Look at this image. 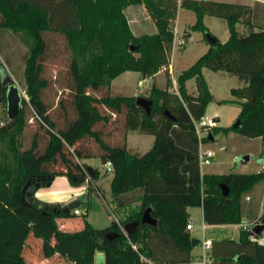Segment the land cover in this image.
<instances>
[{
  "label": "trees",
  "instance_id": "obj_1",
  "mask_svg": "<svg viewBox=\"0 0 264 264\" xmlns=\"http://www.w3.org/2000/svg\"><path fill=\"white\" fill-rule=\"evenodd\" d=\"M141 3L153 19L156 32H133L125 9ZM180 4L195 12L193 30L202 31L206 37L209 30L204 17L212 15L227 21L229 37L209 45L178 74L177 91L171 90L170 74L166 87L152 86L150 93L142 96L152 101L148 113L137 103V96L112 93L111 81L128 70L140 72L143 78L151 77L168 65L178 0H0V28L21 31L30 40L25 67L29 101L23 98L16 117L0 125V264H28L23 252L31 235L42 238L46 258L61 253L73 264H95L97 252L104 253L105 264H149L140 259L139 252L158 262H186L193 248L192 234L187 229L188 207L201 206L208 224L242 222L243 198L264 182V170L203 174L194 122L205 116L208 103L215 100L203 69L227 71L242 83L231 88V99L224 100L240 106L239 122L215 130L260 137L264 142V15L260 16L264 3L256 2L250 7L215 0H181ZM260 17L263 21L258 23ZM240 23L246 24L245 31L239 28ZM52 31L63 34L71 50L68 82L62 90L70 93L74 116L67 117L63 127H57L51 106L43 97L51 84L44 76V61L47 32ZM192 78L202 85L197 93L187 87ZM0 88L7 101L1 83ZM103 88L108 91L103 93ZM65 102L61 97L58 103L67 114ZM28 108L41 126H48L43 147L37 133L28 147H22ZM110 114L123 116L127 131L154 135L152 146L144 153L133 152L128 148L127 135L123 142L106 139L104 126ZM100 123L104 126L98 127ZM89 138L100 148V161L112 162L110 187L116 208L139 202L127 217L118 218L119 222L125 225L140 220L146 207L153 208L157 226L139 223L128 235L137 250L115 219L108 227L97 228L85 212L81 228L64 230L66 218L77 215L73 209L65 213V206L39 200L35 193L30 195L29 206L22 202L21 191L28 179L40 182L41 187L48 182L42 176L65 175L74 185L82 184L88 177L89 165L79 159L92 157V153L81 144ZM208 138L203 140L207 142ZM98 176L94 168L92 178ZM222 183L229 187L228 195L223 194ZM54 207L60 211L46 212ZM57 219H63L60 225ZM48 228L53 240L42 235V230ZM108 231L118 234L108 238ZM257 237L243 229L239 240L227 239L219 244L213 239L212 249L237 264H264V243ZM58 239L65 243L60 250L56 246ZM212 259L211 264H222L213 256Z\"/></svg>",
  "mask_w": 264,
  "mask_h": 264
},
{
  "label": "rangeland",
  "instance_id": "obj_2",
  "mask_svg": "<svg viewBox=\"0 0 264 264\" xmlns=\"http://www.w3.org/2000/svg\"><path fill=\"white\" fill-rule=\"evenodd\" d=\"M180 3L181 0H178L176 16L172 21L173 30L175 31L176 27L178 29L176 34L177 38L174 41V43L176 42L177 44L175 48L173 47L174 45H172L170 62L168 65L161 68V73L153 76L155 85L164 88L167 85V78L170 74L173 83L171 88L172 91H177L178 74L192 65L209 48V43L204 33L199 30H193L194 24L196 23L195 12L181 6ZM254 4L250 7H253ZM180 6L182 8L179 13ZM125 13L128 21H131H129V23L135 34L152 33L154 27H156L147 8L142 3L127 6ZM261 15H264V13L260 14V16ZM137 19H139V21L141 19L143 22L145 27L142 29L145 32L137 30ZM258 20V23H261L263 17H260ZM204 22L206 26H210L211 30L208 26L207 27L211 34L217 36L222 42L227 40L225 36L229 35V27L225 19L209 15L205 17ZM239 28L245 31L247 26L246 24L240 23ZM47 39L48 50L44 61V76L50 80L51 84L43 91V97L51 106L50 113L52 118L57 121V127H63L67 117L71 118L74 116L70 93L68 89L62 90V87L68 82L71 50L64 35L59 32H47ZM179 39H184L186 43L179 45ZM29 41L28 36L21 31L16 32L10 29L0 28V59L4 65V70L11 74L15 84L20 88L23 98L26 99V101H29V96L26 92L25 78L26 56L29 51ZM136 56H138L137 53ZM166 69H168L169 73ZM137 74L138 72L135 70H128L119 74L114 78V84L110 85V91L115 94L133 95L137 97L147 96L150 93V84L142 82L141 80L138 81ZM203 75L210 92L222 101L213 100L208 103L205 117L207 119L213 118L215 124L213 126L205 125L200 128L203 138L211 135L213 136L212 139L208 138V141L204 142V147L214 151L212 162L202 166V172L204 174H223L230 172L253 173L258 171L264 163V142L261 138H249L235 131L224 133L222 130H215L218 126H232L237 121L240 106L225 102L224 100L228 98L231 99V88L240 87L242 83L235 75L227 71H214L205 68ZM188 85L189 90L195 93L202 88L201 83L195 78H192L188 82ZM102 90H104L103 93L108 91L105 88ZM61 97L66 99L65 106L68 110L67 114L65 113L64 107L58 103ZM101 110L102 112L109 113L104 108H101ZM110 116V121L105 124V126L103 123L98 125V127L104 126L106 139L109 141L115 140V142H123L124 137L127 135V144L131 151L143 153L150 148V143L152 144L154 141V135L139 133L138 131H127L124 126L123 116L115 114H110ZM217 116L219 117L218 119L216 118ZM7 120V101L3 97V92L0 88V125ZM216 121L218 124H216ZM46 127L48 126H41L39 118L32 109L28 108V124L21 136L22 147H28L36 133L39 134L40 146L43 147L47 138ZM81 147L84 148L86 152L92 153V157L79 159L80 162L98 169L99 176L97 178L93 179L92 177H87L82 184L76 186L70 182L67 176L58 175L50 185L41 186L39 188L44 189L47 194L60 197L61 199L70 194L72 186L77 187L76 189L78 190H84L86 193L85 199L80 200V197H77L74 200L80 201V205L77 207L83 210L84 213H87L86 218L94 227L105 228L111 224L115 217L119 219L127 217L132 211L131 208L138 204L134 202L125 210L123 208L117 209L110 187L112 173L106 171L104 164L100 161L98 156L100 148L98 144L95 143L93 139L89 138L82 142ZM246 156H249L247 161L245 159ZM263 191L264 182H260L256 186V192L248 193L251 197L250 201H247L245 197L243 198V205L245 207L251 205L248 211L245 210L244 216L246 219L244 220L253 221L254 219L251 220L253 216L255 217L257 216L256 214L259 213L260 215L258 217H260L264 213ZM82 203H85L87 207L81 208ZM74 208L75 207H73V209ZM189 210L191 219L194 221L195 225V229L191 231V234L192 236L201 238L203 237L202 224L204 221L202 207H190ZM84 213L77 214L75 217L66 218L65 223H68V228L65 227L63 229L75 230L81 228L83 225ZM239 224L236 227H210L206 230V235L218 241L219 244L221 242L226 243L227 239L237 237L243 230L242 226ZM45 234L47 238L53 240V236L50 235V228L45 231ZM32 236L33 235L30 236V239H33ZM224 239L226 241H224ZM42 244L43 242L34 243L32 246L30 245V248L29 245L26 247L23 253L27 256L26 259L29 261L28 264H73L61 253L46 258L43 254ZM63 245H65V243L58 239L56 246L59 250ZM201 253V245L192 248L193 255H200ZM211 254L219 263L237 264L232 258H228L227 260L226 257H223L225 255L222 256V253H217L216 249H212ZM95 264H105L103 252H97Z\"/></svg>",
  "mask_w": 264,
  "mask_h": 264
},
{
  "label": "water",
  "instance_id": "obj_3",
  "mask_svg": "<svg viewBox=\"0 0 264 264\" xmlns=\"http://www.w3.org/2000/svg\"><path fill=\"white\" fill-rule=\"evenodd\" d=\"M206 38L207 41L209 43V45L213 44L214 42H216V40H218V37H216L215 35L207 32L206 33ZM0 77H1V84L2 86L6 89V96H7V115L9 119H13L16 117V115L18 114L20 108H21V104H22V99H23V95L21 93L20 88L15 84L14 79L12 78L11 74L6 72L4 70V65L2 63V60L0 59ZM137 103L139 105H141L148 113L151 110V104L152 101L149 99H146L144 97L138 96L137 97ZM238 120L235 122L234 126H236L238 124ZM210 139L213 138V136H209ZM246 160L249 159V156L245 157ZM88 171L91 173V175H94V168L92 166H88L87 167ZM42 179L45 180L47 179V185L51 184V181H53L55 179V175L50 174L48 176H42ZM74 181H76V179H73ZM45 185V184H43ZM40 187V182H35L32 183L31 179H28L27 182L25 183V185L22 188V202L25 205H30L29 202V198L30 195L32 193H35L37 191V189ZM221 188H222V192L224 195H228L229 194V187L225 184L222 183L221 184ZM83 199V195L80 196V200ZM80 205V201H73L72 203L66 205L65 207L62 208V211L65 213H69L71 211V209H73V207H77ZM81 208H86V204L82 203L81 204ZM152 206H148L145 208V210L143 211L142 217L140 220L135 219L132 221L127 222L124 227L125 230L128 233H131L136 226L141 223V224H149V225H153V226H157L158 224V220L157 218L153 217L152 215ZM48 211H46L47 213L49 212H59L60 209H58L57 207L54 208H48ZM262 221L264 222V213L261 215ZM263 228V224L260 223L258 224L255 229H254V233L253 234H260V232L262 231ZM118 234V232L115 231H108L106 233V236L108 238H112L114 236H116ZM192 240V247H196L199 242H200V238L196 237V236H192L191 238Z\"/></svg>",
  "mask_w": 264,
  "mask_h": 264
},
{
  "label": "built area",
  "instance_id": "obj_4",
  "mask_svg": "<svg viewBox=\"0 0 264 264\" xmlns=\"http://www.w3.org/2000/svg\"><path fill=\"white\" fill-rule=\"evenodd\" d=\"M177 32H178V29L176 27L175 31H174V41L177 38V36H176ZM178 41H179V43H178L179 45H183V44L186 43V41L184 39H179ZM176 44H177L176 42L175 43L173 42V45H174L173 47L174 48H175ZM214 124H215V121H213V118H208L207 119L205 116L202 117L201 120L194 122L196 133H197V137H198V142H199L198 161H199L200 169H202V166L210 164L212 162V158L214 157V151L212 149H210V148H205L204 147V142L205 141L203 140V137L201 135L200 128L205 126V125L213 126ZM104 166L106 168V171H108V172L112 171L113 165H112L111 161H107L104 164ZM261 169L264 170V163L262 164ZM86 171H87V174H88V178H91L92 177L91 173L88 170H86ZM73 212L75 214L84 213L83 210L79 209L78 207H75L73 209ZM115 220L119 223V225L122 228L123 232L128 236L129 233L125 230L124 225L122 223H120L117 218ZM260 223L263 224V228H262V231L260 232V234H258V237L256 239H257L258 242L264 243V222L262 221L261 216L257 217L253 221H243L242 220V222L240 223V226H242V228L244 230L250 232L252 237H255L256 234H253L254 233V229ZM194 228H195L194 221L193 220H188L187 229L191 232ZM208 228H210V225L207 224L206 222H203V224H202L203 237L200 238V242L198 244V245H201V247H202V253L200 255H193L192 254L188 261H186V262H177V263H174V264H211L212 263L213 259H212L211 250H212V247H213V238L208 237L206 235V230ZM128 240L131 243L132 247L135 250H137V245L131 241L129 236H128ZM139 254H140V259L143 262H146V263H149V264H169L167 262H158V261L152 260L151 258L147 257L145 254H143L141 252H139Z\"/></svg>",
  "mask_w": 264,
  "mask_h": 264
},
{
  "label": "crops",
  "instance_id": "obj_5",
  "mask_svg": "<svg viewBox=\"0 0 264 264\" xmlns=\"http://www.w3.org/2000/svg\"><path fill=\"white\" fill-rule=\"evenodd\" d=\"M215 1H220V0H215ZM262 2V3H264V0H228V1H223V2H229V3H238V4H243V5H246V6H251V5H253L255 2ZM181 6H180V8H179V13H180V11H181ZM179 13H178V15H179ZM207 16H209V15H205V17H207ZM205 17H204V19H205ZM220 18V17H219ZM138 21H137V25H138V31H143V32H145L142 28H144L145 26H144V24H143V22L141 21V19H140V21H139V19H137ZM130 21V20H129ZM131 22V21H130ZM131 25V24H130ZM208 27H209V29H210V26L209 25H207ZM132 28V27H131ZM133 30V29H132ZM156 27H154V30L152 31V33L153 32H156ZM211 30V29H210ZM134 32V31H133ZM217 37V36H216ZM225 37H227V39H228V37H229V35H227V36H225ZM219 39V38H218ZM169 67H170V69H171V71H172V68H171V66L169 65ZM205 69V68H204ZM204 69H203V71H204ZM138 72V71H137ZM124 73V72H123ZM159 73H161V70L159 71V72H157L156 74H154L153 76H156V75H158ZM137 76H138V81H142V82H145V83H147V84H150V88L152 87V86H154L155 85V83L153 82V76H151V77H147V78H143L142 76H141V74H140V72H138V74H137ZM191 79H189L188 81H187V87H188V89H189V85H188V82L190 81ZM174 83H175V81H174ZM114 84V79H113V81L111 82V85H113ZM190 91V90H189ZM191 92V91H190ZM195 93V92H194ZM197 93V92H196ZM214 96V98H215V100H217V101H222V100H220V99H218V98H216L215 97V95H213ZM228 99H230V98H228ZM217 119L219 118L218 116L216 117ZM216 124H218V122L216 121ZM258 138H260V137H258ZM154 142V141H153ZM153 142H152V144H153ZM150 143V142H149ZM152 144L150 143V145L152 146ZM150 146V147H151ZM147 151V150H146ZM144 153V152H143ZM247 161V160H246ZM259 170H261V168L259 169ZM258 170V171H259ZM258 171H256V172H258ZM201 172H202V170H201ZM203 173V172H202ZM247 173H249V172H247ZM204 174V173H203ZM64 177H65V175H63ZM57 176H55V178H56ZM112 178V177H111ZM77 187H75V186H72V190H71V192H70V194L69 195H67V196H65V197H63V199H61L60 197H57V196H53V195H49V194H47V192H45V190L44 189H41V188H38L37 189V191L35 192V197L37 198V199H39V200H42V201H44V202H48V203H52V204H60V205H62V206H66V205H68V204H70V203H72L77 197H80L81 195H83V199H85V197H86V193H85V191L84 190H78V189H76ZM42 190V191H41ZM252 192H256V187H255V189L252 191ZM263 198H264V191H263ZM246 200L247 201H250L251 200V197L248 195L247 197H246ZM136 203L137 204H139V202L138 201H136ZM135 203V204H136ZM127 207H130V206H127ZM127 207H125V208H123V209H126ZM251 208V205L249 206V205H247L246 207L244 206V213H245V210H247L248 211V209H250ZM190 207H188V212L190 213ZM202 211H203V209H202ZM257 216H253L252 218H251V220L252 219H256L260 214L258 213V214H256ZM117 217H115V219H116ZM118 219V218H117ZM204 219V218H203ZM244 219H246L245 218V216L243 215V221H246V220H244ZM189 220H192L191 219V213H190V218H189ZM57 221L59 222V224L61 223V221H63V219H57ZM203 222H205V221H203ZM208 224V223H207ZM65 225H67L66 223H65ZM210 225V227H221V228H225V227H236V226H238V224H209ZM240 225V224H239ZM48 226V225H47ZM195 229V228H194ZM44 233H45V230L43 229L42 230V235H44ZM239 236H240V233H239V235L237 236V237H231L230 239H234V240H239ZM32 238L33 239H30V236L28 237V239H27V242H26V245H25V248H24V252H25V250H26V247L29 245V248H30V245L32 246L34 243L36 244V243H40V242H42V238H40V237H33L32 236ZM54 242V241H53ZM25 254V253H24ZM26 256V255H25ZM26 258H27V256H26Z\"/></svg>",
  "mask_w": 264,
  "mask_h": 264
}]
</instances>
